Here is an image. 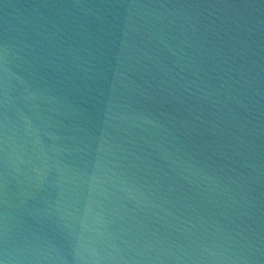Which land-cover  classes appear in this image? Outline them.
I'll return each mask as SVG.
<instances>
[{
    "label": "water",
    "instance_id": "95a60500",
    "mask_svg": "<svg viewBox=\"0 0 264 264\" xmlns=\"http://www.w3.org/2000/svg\"><path fill=\"white\" fill-rule=\"evenodd\" d=\"M0 264H264V0H0Z\"/></svg>",
    "mask_w": 264,
    "mask_h": 264
}]
</instances>
